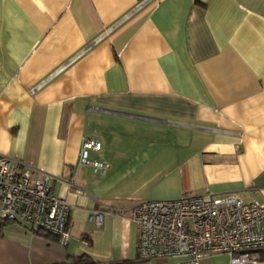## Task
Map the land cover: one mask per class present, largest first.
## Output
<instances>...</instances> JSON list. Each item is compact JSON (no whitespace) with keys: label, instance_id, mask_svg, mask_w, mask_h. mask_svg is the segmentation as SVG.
Wrapping results in <instances>:
<instances>
[{"label":"crops","instance_id":"crops-1","mask_svg":"<svg viewBox=\"0 0 264 264\" xmlns=\"http://www.w3.org/2000/svg\"><path fill=\"white\" fill-rule=\"evenodd\" d=\"M0 154L72 205L67 246L0 223V264H136L140 202L264 203V0H0Z\"/></svg>","mask_w":264,"mask_h":264},{"label":"built area","instance_id":"built-area-1","mask_svg":"<svg viewBox=\"0 0 264 264\" xmlns=\"http://www.w3.org/2000/svg\"><path fill=\"white\" fill-rule=\"evenodd\" d=\"M102 150L98 139L84 138L80 163L105 173L109 164L91 159ZM53 177L19 158L0 154V220L28 224L67 246L71 240L72 205L55 195ZM105 206L92 211L90 220L103 226ZM139 230L136 264H155L183 259L181 264H200L208 257L227 255L230 264H264L257 253L264 251V203L245 200L240 192L205 193L174 200H150L132 209Z\"/></svg>","mask_w":264,"mask_h":264},{"label":"trees","instance_id":"trees-1","mask_svg":"<svg viewBox=\"0 0 264 264\" xmlns=\"http://www.w3.org/2000/svg\"><path fill=\"white\" fill-rule=\"evenodd\" d=\"M0 223H1V224H5V223H7V222H5V221H1V220H0ZM257 255H258V257H259L260 260L264 261V251H260V252H258Z\"/></svg>","mask_w":264,"mask_h":264}]
</instances>
